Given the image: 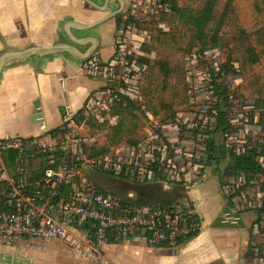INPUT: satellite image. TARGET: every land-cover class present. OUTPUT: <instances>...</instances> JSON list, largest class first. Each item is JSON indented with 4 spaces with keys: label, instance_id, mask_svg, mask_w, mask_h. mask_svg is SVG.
I'll use <instances>...</instances> for the list:
<instances>
[{
    "label": "built area",
    "instance_id": "1",
    "mask_svg": "<svg viewBox=\"0 0 264 264\" xmlns=\"http://www.w3.org/2000/svg\"><path fill=\"white\" fill-rule=\"evenodd\" d=\"M142 1L136 0L134 6ZM157 2L158 10L150 17L169 9L162 0ZM143 37L149 41L148 34L123 21L114 34L113 55L104 61L91 57L82 64L84 75L103 83L87 97L81 109L84 118L91 117L111 128L118 123V106L143 103L138 87L146 70L140 62V57L146 56L139 52L141 45L146 44ZM213 51L194 48L185 55L186 110L158 116L146 110L147 138L136 148L125 149L130 152L128 162L116 155L91 158L88 153L83 154L80 140L68 128L73 120L68 116L64 117V132L51 140H0V245L22 249L34 241L57 240L68 247L74 259L105 264L103 251L108 245L125 246L137 237L145 247H174L196 235V205L192 210L176 204L127 205L114 196L97 192L85 170L114 177L126 173L137 183L155 177L159 182L190 190L197 187L207 169L212 147H219L223 157L240 158L243 164L252 155H261V110L254 101L242 100L232 93L225 81L239 85L238 66L230 63L224 68L221 59L211 66L213 59L208 56ZM246 113L252 116L245 117ZM255 127L260 131V139L253 135ZM250 138L254 140L251 144ZM10 151L18 153L14 176L3 157ZM44 154H50L46 169L29 182L23 160ZM254 165L263 170L264 155L256 157ZM234 177L237 182L230 183L231 186L245 185V175L238 173Z\"/></svg>",
    "mask_w": 264,
    "mask_h": 264
},
{
    "label": "crops",
    "instance_id": "2",
    "mask_svg": "<svg viewBox=\"0 0 264 264\" xmlns=\"http://www.w3.org/2000/svg\"><path fill=\"white\" fill-rule=\"evenodd\" d=\"M132 2L134 0H0V55L57 44L72 45L82 54L91 53L87 59L59 53L9 62L0 73V140H51L64 132L66 116L73 117L68 128L75 132L78 130V134L83 130L90 133L98 131L88 128L74 116L81 111L87 97L103 87L101 81L84 75L82 64L91 57L104 61L113 55L114 34L120 24H117V15ZM260 4V9H264V3ZM232 6L244 29L245 19L236 8L235 1H232ZM245 10L248 11H241ZM160 28L166 29L163 25ZM144 39L147 43V37ZM145 56L154 57V54ZM37 111L41 118L32 119ZM78 124L83 126L78 128ZM57 128V132L50 134ZM125 148L130 147L120 144L117 152ZM212 148L211 161L197 187L185 188L190 199L197 201L199 230L181 245L150 248L148 251L158 253L156 264H264V169L247 163L241 169L232 163V156L223 157L219 147ZM118 153L115 155L121 156ZM235 160L241 161L240 158ZM23 161L25 165L26 159ZM224 161L229 164L224 166ZM236 173L245 175V185L236 183V186H231L230 183L237 182ZM114 178L137 183L126 173ZM154 178L148 182H156L157 178ZM218 189L220 195L217 194ZM171 192L175 195L173 188ZM157 196L167 198L169 195L158 193ZM223 207L238 215L243 227L213 228ZM243 212L255 213L249 226L240 217ZM144 247L137 237L125 246L108 245L103 251L105 264H129L130 257L138 256ZM0 264L92 263L74 259L66 245L52 240L46 243L34 241L22 249L0 245Z\"/></svg>",
    "mask_w": 264,
    "mask_h": 264
},
{
    "label": "trees",
    "instance_id": "3",
    "mask_svg": "<svg viewBox=\"0 0 264 264\" xmlns=\"http://www.w3.org/2000/svg\"><path fill=\"white\" fill-rule=\"evenodd\" d=\"M233 0H162L168 5V11L153 14L149 20L135 21V28L149 35V41L141 45L145 55L154 53L152 62L147 57H140L146 66L138 83L143 103H127L115 109L118 123L109 129L108 148L126 144L136 148L146 140L144 128L147 119L144 112L154 116L166 112L186 110L188 89L185 71V55L194 48L213 50L222 39L229 49L230 57L238 66L241 79L237 95L242 100H252L261 110L260 124L264 128V9L259 12L263 18L262 27L253 33H247L241 26L232 6ZM264 3V0H260ZM117 20V24H118ZM160 25L166 29L160 28ZM261 47V48H258ZM225 61L223 67H229ZM85 126L99 130L101 125L93 118H84L82 111L75 114ZM78 123V122H77ZM59 129L50 131V134ZM105 149L90 148L91 158L107 155ZM17 153L10 151L3 154L5 164L11 176H14V160ZM50 154L32 156L26 159L25 174L30 182L37 178L47 167ZM234 165L241 167L242 161ZM97 192L106 194L96 189ZM195 236V235H194ZM193 236V237H194Z\"/></svg>",
    "mask_w": 264,
    "mask_h": 264
},
{
    "label": "water",
    "instance_id": "4",
    "mask_svg": "<svg viewBox=\"0 0 264 264\" xmlns=\"http://www.w3.org/2000/svg\"><path fill=\"white\" fill-rule=\"evenodd\" d=\"M59 53H69L73 56L87 59L90 52L86 54L80 53L74 46L67 44H57L50 47H31L22 51H10L0 55V73L2 69L11 61L24 60L34 56L42 57L47 55H54ZM41 118L37 111L32 119L38 120ZM86 176L90 182L99 190L108 195L118 198L121 202L127 205L134 206H153L165 204H177L187 210L195 208L196 202L190 199L185 188L175 185H166L162 182H148V183H129L121 181L117 178L100 174L94 170H85ZM171 188L174 189L176 196L172 195ZM158 193H167V198L156 197ZM238 215H233L227 208L223 207L218 217H216L212 227L213 228H239L243 227L238 221ZM236 219V220H234Z\"/></svg>",
    "mask_w": 264,
    "mask_h": 264
},
{
    "label": "rangeland",
    "instance_id": "5",
    "mask_svg": "<svg viewBox=\"0 0 264 264\" xmlns=\"http://www.w3.org/2000/svg\"><path fill=\"white\" fill-rule=\"evenodd\" d=\"M135 1L132 2V5H129L127 9L124 12H120L117 15V20L121 22H127V23H132L133 21L130 20L132 18L135 21H144L145 19L149 18L152 13H154L156 10H158V5H157V0H149L147 1H142L140 5L134 6ZM196 0H193V2ZM236 2V8L240 10L241 16L245 19L244 21V26L245 30L248 32H255L258 31L261 28L262 20L263 18L260 16L259 12L263 9H260L262 5L260 4L261 2L259 0H233ZM244 9H248L245 11H241ZM252 9V10H251ZM251 10V11H250ZM250 12V13H248ZM133 14V15H132ZM250 15V17H249ZM120 25V24H119ZM118 25V26H119ZM210 56H208L210 59H213L211 62V66H214L215 64H218V60L221 59V61H232L231 63L234 64L233 58L230 57V52L227 46L225 45V42L221 39L219 41L218 47L213 51L212 53H209ZM151 58V57H150ZM209 58H206L208 61ZM217 60V61H216ZM153 61V58H152ZM150 61V62H152ZM232 78V77H231ZM225 84L228 85L229 89L232 91V93L237 94V88L235 83L231 81H225ZM250 118L252 115L250 113H246L245 117ZM251 125V124H250ZM81 125H77L78 128H80ZM87 128V127H86ZM108 127L105 125H101V128L98 131H93V132H85L84 130L78 134L77 132L74 131V133L77 135V138L80 140L81 146H82V151L83 154H87L89 151V148H95V149H105L107 150V155L108 156H114L117 152V148L119 145L115 147L108 148V133H109ZM250 132V131H249ZM258 128L253 129V135L254 137H257V139H260V133H259ZM252 132H250L251 134ZM258 140H255V142ZM254 140L253 138L249 139V143H253ZM126 149V148H125ZM119 150V149H118ZM264 151V146L262 147L261 150V155H252V157L249 158V160L246 162L248 165H254L256 157L261 158L264 154L262 152ZM130 153V152H129ZM129 153H126L125 150L121 151L122 156H120L121 160L125 163L129 161ZM236 160L232 161V163H235ZM228 161H224V166L228 165ZM259 168V167H258ZM212 186V185H211ZM214 186V185H213ZM217 194L220 195L219 189L217 190ZM240 217L242 221L246 224V226L250 225V221L255 218V213L253 212H243L240 214ZM144 250H142L138 256H131L129 260V264H156L158 260V253L155 250L148 251L150 248L144 247ZM157 249V247H156Z\"/></svg>",
    "mask_w": 264,
    "mask_h": 264
}]
</instances>
